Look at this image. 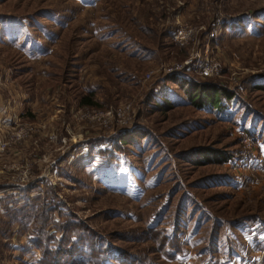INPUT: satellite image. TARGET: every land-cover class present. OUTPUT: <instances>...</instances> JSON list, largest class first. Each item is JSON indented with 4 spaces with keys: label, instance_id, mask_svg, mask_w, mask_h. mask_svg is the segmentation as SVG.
<instances>
[{
    "label": "rangeland",
    "instance_id": "1",
    "mask_svg": "<svg viewBox=\"0 0 264 264\" xmlns=\"http://www.w3.org/2000/svg\"><path fill=\"white\" fill-rule=\"evenodd\" d=\"M186 83L234 98L196 108ZM261 85L264 0H0V103L28 130L2 163L33 181L0 187L3 213L28 209L14 227L0 213V264H39L25 250L39 208L56 241L70 222L104 239L105 264L123 253L147 264L253 256L248 232L264 228ZM165 234L177 235V257L160 250Z\"/></svg>",
    "mask_w": 264,
    "mask_h": 264
},
{
    "label": "trees",
    "instance_id": "2",
    "mask_svg": "<svg viewBox=\"0 0 264 264\" xmlns=\"http://www.w3.org/2000/svg\"><path fill=\"white\" fill-rule=\"evenodd\" d=\"M177 82L181 83L180 81ZM188 84L189 83H186L184 86V88L187 87L185 89L186 96L189 97L191 104L196 108L223 110V107L225 106L223 101H231L234 98L232 94L216 88L207 90L201 86L197 90H192L191 84ZM258 88L264 90V85H261ZM82 104L98 106V104L89 99H84ZM226 161L227 159L225 162ZM4 200L5 199H0V204L5 203ZM10 204L12 207H5L4 205L3 207L4 209H7L5 210L6 213L9 211L7 213L8 217L13 221L11 222L12 225L10 227H14L18 222V217L27 216L28 209H20V207L18 208L14 205L16 203ZM48 216L49 215L45 210L42 212V208H39L34 213V220L38 228L36 233L37 239L34 241V248L40 253L39 264H84L87 260L93 264L106 263V258L110 256V247L105 244L104 239L98 234L81 224L70 222L68 224L65 223L59 228V230L65 233V236L63 239L56 241L55 237L45 231L50 219ZM132 239L135 240L134 238ZM176 239H178L177 235L170 238L165 234L164 242H160L158 245L160 250L162 251V248H164L162 252H166V250H175L173 251V256L177 257V255H180L181 250H179L180 248ZM25 250L26 252L32 251V249L29 248H25ZM114 262H118L119 264H147L146 262H141L133 256L124 253L120 256V261L114 259Z\"/></svg>",
    "mask_w": 264,
    "mask_h": 264
},
{
    "label": "built area",
    "instance_id": "3",
    "mask_svg": "<svg viewBox=\"0 0 264 264\" xmlns=\"http://www.w3.org/2000/svg\"><path fill=\"white\" fill-rule=\"evenodd\" d=\"M192 33V30L188 31L187 29L183 28L177 31L176 38L179 41H187L191 37ZM204 74L209 75L208 69H205ZM14 123L16 126H13ZM13 124L0 126V180L1 182L3 179L5 180L4 183H0V187L14 189V193H16L19 191H26V189H28L33 184V181H30V178H28L29 171L26 173L25 179H15L11 172L16 171L15 167L18 165H8L2 163L3 159L8 158L7 156L10 154L12 147L21 144V142H23L28 136V130L24 127V124L21 123L19 119L17 121L15 120ZM2 211L3 208L0 206V213L4 212ZM28 247L32 249L31 252L35 254V257L31 260V262H33L34 259H38L39 256L37 257V255L40 253L34 248L32 243H30Z\"/></svg>",
    "mask_w": 264,
    "mask_h": 264
},
{
    "label": "crops",
    "instance_id": "4",
    "mask_svg": "<svg viewBox=\"0 0 264 264\" xmlns=\"http://www.w3.org/2000/svg\"><path fill=\"white\" fill-rule=\"evenodd\" d=\"M0 89H2L0 87ZM8 104L2 105L0 103V125H9L13 124L14 118L12 115L7 113ZM260 222L256 223V227L249 230L250 239L253 243V256H249L248 254V247L245 250V254L240 253L238 254L236 251L234 253L230 252L228 262L226 264H264V228L260 226ZM262 243V244H261ZM259 244L262 246L258 248ZM263 261V262H262Z\"/></svg>",
    "mask_w": 264,
    "mask_h": 264
}]
</instances>
